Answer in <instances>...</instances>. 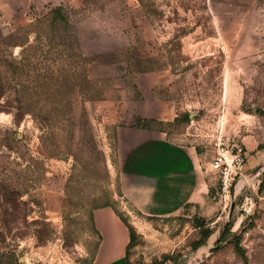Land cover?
<instances>
[{
    "label": "rangeland",
    "instance_id": "374dc122",
    "mask_svg": "<svg viewBox=\"0 0 264 264\" xmlns=\"http://www.w3.org/2000/svg\"><path fill=\"white\" fill-rule=\"evenodd\" d=\"M145 134L194 149L203 207L129 201ZM107 209L131 263L264 264V0H0V264H123Z\"/></svg>",
    "mask_w": 264,
    "mask_h": 264
},
{
    "label": "crops",
    "instance_id": "0c3cea01",
    "mask_svg": "<svg viewBox=\"0 0 264 264\" xmlns=\"http://www.w3.org/2000/svg\"><path fill=\"white\" fill-rule=\"evenodd\" d=\"M132 136L135 137L131 147L136 153L128 162L124 179L129 201L135 208L147 216L168 217L188 208L194 211L203 207L209 188L195 161L194 149L162 136ZM107 210L127 229L112 209ZM129 240L128 231V239L123 243V264H128ZM101 254L99 249V258Z\"/></svg>",
    "mask_w": 264,
    "mask_h": 264
},
{
    "label": "built area",
    "instance_id": "2783aa9c",
    "mask_svg": "<svg viewBox=\"0 0 264 264\" xmlns=\"http://www.w3.org/2000/svg\"><path fill=\"white\" fill-rule=\"evenodd\" d=\"M245 157V150L238 144L228 147L222 142L218 145L210 167L219 173L220 193L224 196L230 193L234 177L241 171Z\"/></svg>",
    "mask_w": 264,
    "mask_h": 264
},
{
    "label": "trees",
    "instance_id": "16d2710c",
    "mask_svg": "<svg viewBox=\"0 0 264 264\" xmlns=\"http://www.w3.org/2000/svg\"><path fill=\"white\" fill-rule=\"evenodd\" d=\"M194 224H195V227H197L200 231V234H201V240L199 241V243H202L211 233V230L206 226V221L203 217H198L196 216L195 219H194ZM132 230L129 229V238L131 239L132 237ZM129 243H130V240H129ZM129 243H128V246H129ZM127 246V247H128ZM128 264H136V263H131L130 261H127ZM141 264H154V263H141Z\"/></svg>",
    "mask_w": 264,
    "mask_h": 264
},
{
    "label": "water",
    "instance_id": "95a60500",
    "mask_svg": "<svg viewBox=\"0 0 264 264\" xmlns=\"http://www.w3.org/2000/svg\"><path fill=\"white\" fill-rule=\"evenodd\" d=\"M225 228H226V224H225L223 230L219 233L218 237L215 239L214 244L211 246V248H210L209 251H212L213 248H215L216 244L220 241V239H221V237L223 235V232H224Z\"/></svg>",
    "mask_w": 264,
    "mask_h": 264
}]
</instances>
